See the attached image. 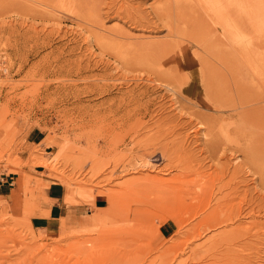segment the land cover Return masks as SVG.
<instances>
[{"label": "rangeland", "instance_id": "rangeland-1", "mask_svg": "<svg viewBox=\"0 0 264 264\" xmlns=\"http://www.w3.org/2000/svg\"><path fill=\"white\" fill-rule=\"evenodd\" d=\"M71 1L0 3V264H264V0L243 57L160 0ZM53 183L68 210L34 229ZM230 192L233 223L188 236Z\"/></svg>", "mask_w": 264, "mask_h": 264}, {"label": "bare ground", "instance_id": "bare-ground-1", "mask_svg": "<svg viewBox=\"0 0 264 264\" xmlns=\"http://www.w3.org/2000/svg\"><path fill=\"white\" fill-rule=\"evenodd\" d=\"M8 1L9 0H0V3H5ZM10 1L14 2V0H10ZM60 1L65 3V4L66 3L68 4L71 0H60ZM79 1H81V0H79ZM160 1H161V3L156 6L157 11L159 13L166 14L170 17L171 11L173 10V12H174V18L176 20L175 26L171 20L163 19V21H162V22H164L166 20L164 23H166V25L168 27L169 34L170 33L172 34V32H175L178 34L177 28H178L180 22H183V24H187V26L191 25L190 27L191 28L193 27V29L195 30L196 34L194 35V42L197 45H201L202 47H204V49L215 48V50H220L223 53H225V52L228 53V47L226 44H229L236 49V51L241 55V57H243L244 38H243L242 33L244 32L243 31L244 30V22H245V20H244V18H245L244 7L246 6L245 5L246 0H207V1L206 0H191V1L183 0L182 2H179L178 0H160ZM209 1H212L213 4H215L214 1H216L217 3L215 4V6H213L211 8L210 6H207V4H206V2H209ZM252 1H254V0H252ZM72 3L73 2L71 1V3H69V4L73 5ZM80 3L83 4L84 8L86 7L89 9V10H86L87 12L88 11L91 12V7H92V10H95L94 9L95 0H82L78 4H80ZM179 3H181V4H179ZM255 4H258V3H255ZM261 4H264V3H260V5H257V7L258 6H259V8H260V6L262 7ZM257 7H256V9H257ZM257 10H260V9H257ZM89 16H91L90 13H89ZM258 17H259V15H258ZM208 22H212L214 24L215 28H210V26L208 25ZM262 22H264V21H262ZM262 26H264V25H262ZM173 27H174V30H171ZM200 37H201V39H200ZM223 58H225V57H223ZM237 66H239V65H237ZM234 193L235 192H230V193L224 194L223 197L216 200L215 202H217V203H215V206L213 205L211 207L209 213L206 214L205 218L203 219L204 220L203 223L201 221L198 223V225L195 224V226L189 227V229L185 231L186 234L192 238H195V237L198 238L204 232H206L207 229L216 230L217 228H221L222 226H224L227 222L230 223V221L234 218L233 215H235L236 213L234 214V210H233L235 207L232 208V206H231L232 204L228 205L227 203H229L230 200H232V194H234ZM207 204L209 205V201L207 202ZM208 205L205 209L206 212L210 208L211 204L209 206ZM205 211H203V212H205ZM240 212L241 211L239 209V211L237 213H240ZM186 213H188V214L190 213V215H191V213H193V212H190V210H189ZM202 215H204V214H202ZM242 216H243V214H242ZM234 220H236V219H234ZM231 222L233 223V220ZM234 229H236V228H234ZM234 229L230 230L228 232L225 231V229L224 230L221 229L219 232L212 233L214 235H212L211 238L214 239L213 241L222 240L223 245H226V244H224V242H227L226 249H224V247H222V248L224 250H228L229 252H231L230 250H232V249L228 248L230 246L229 243L231 242L234 244V242H232V241L234 239H237V237H235V235L237 236L238 232H239V230L236 231ZM241 230H243V228ZM239 233H241V232H239ZM233 234H235L234 237H233ZM206 242H208V241H206ZM211 244H213V243H211ZM215 244L218 245L217 242ZM215 244H213V246ZM208 245L210 246V244H208ZM216 245L213 247V249L215 247H217ZM204 247H206V246H204ZM199 248H201V247H199ZM210 248H211V246H210ZM203 249H205V248H203ZM193 250H195V248ZM193 250L191 251V253H194ZM208 250L210 251L211 249H208ZM219 251H220V249H219ZM217 252H215V253L213 252V253L216 255ZM234 252H232V253H234ZM208 253L209 252H207V254ZM226 253H228V252H226ZM211 254L212 253H210L209 256L212 257Z\"/></svg>", "mask_w": 264, "mask_h": 264}, {"label": "crops", "instance_id": "crops-1", "mask_svg": "<svg viewBox=\"0 0 264 264\" xmlns=\"http://www.w3.org/2000/svg\"><path fill=\"white\" fill-rule=\"evenodd\" d=\"M7 179L0 176V201L8 194ZM46 192L47 210L46 216H35L31 218V225L34 229L53 232L59 223V219L65 216L68 206L63 202L65 196V189L60 184H50ZM101 198L95 200V207L100 208ZM64 212V213H63Z\"/></svg>", "mask_w": 264, "mask_h": 264}]
</instances>
